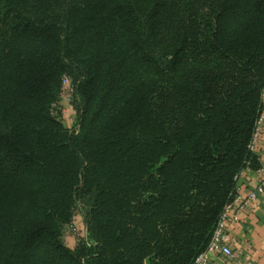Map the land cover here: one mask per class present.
<instances>
[{
    "label": "trees",
    "instance_id": "16d2710c",
    "mask_svg": "<svg viewBox=\"0 0 264 264\" xmlns=\"http://www.w3.org/2000/svg\"><path fill=\"white\" fill-rule=\"evenodd\" d=\"M263 112L264 0H0V264H194Z\"/></svg>",
    "mask_w": 264,
    "mask_h": 264
},
{
    "label": "crops",
    "instance_id": "0c3cea01",
    "mask_svg": "<svg viewBox=\"0 0 264 264\" xmlns=\"http://www.w3.org/2000/svg\"><path fill=\"white\" fill-rule=\"evenodd\" d=\"M253 151L264 168V122L253 143ZM260 180L257 171L247 170L238 182L237 194L243 201L234 207L231 217L238 214L239 222L228 223L226 227L236 257L231 259L221 253L213 254L208 264H264V193L256 200H249V195L258 190Z\"/></svg>",
    "mask_w": 264,
    "mask_h": 264
},
{
    "label": "built area",
    "instance_id": "2783aa9c",
    "mask_svg": "<svg viewBox=\"0 0 264 264\" xmlns=\"http://www.w3.org/2000/svg\"><path fill=\"white\" fill-rule=\"evenodd\" d=\"M64 85H65V87H64L62 99L64 97L65 90L67 89V85H69L71 88V94L69 96V100H71L73 98V91H74L72 83L69 79H66L64 82ZM263 122H264V112H263V115L259 121L258 129H257V133L255 135V138L258 136V133L260 131V127H261ZM252 149H253V146H252ZM257 172L261 175L260 185H259V188L257 191L252 192L249 195V200H256L258 198L259 194L264 193V168H261ZM242 201H243L242 197H240L237 194L235 200L230 205L227 206L225 212L223 213V215L219 221L218 227L215 231V234L213 236V239L211 241V244H210L208 250L206 252H204L202 255H200L194 264H208L209 257L213 254L221 253L225 256H228L231 259H234L236 257L235 253L232 251V249L230 247V239H229V236L226 232V227H227L228 223L236 224L239 222L238 214H234L232 217H231V214H232L234 207L236 205H239ZM67 231H68V234L71 233L72 231H74L76 234L77 233L76 224L74 223V224L70 225L68 227ZM80 239H81V234L79 235L78 240H80Z\"/></svg>",
    "mask_w": 264,
    "mask_h": 264
},
{
    "label": "rangeland",
    "instance_id": "374dc122",
    "mask_svg": "<svg viewBox=\"0 0 264 264\" xmlns=\"http://www.w3.org/2000/svg\"><path fill=\"white\" fill-rule=\"evenodd\" d=\"M70 94H71V88L69 85H67V89L65 90L64 97L60 105L57 107L55 114L59 118H62L63 122L67 127H69L70 129H74L77 123V117L71 105L72 99L69 100ZM75 218H77L76 219L77 233L75 234V232L72 231L71 233L68 234V231L65 230V234H64L65 235L64 240L70 248H74V244L76 243V240L79 238L80 234L82 236L85 235L87 237V233L85 232L84 214L80 209L77 210Z\"/></svg>",
    "mask_w": 264,
    "mask_h": 264
}]
</instances>
